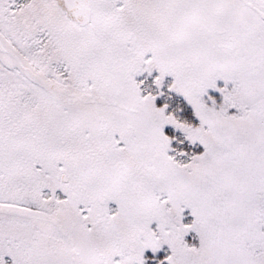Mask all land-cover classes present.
<instances>
[{
  "label": "snow or ice",
  "instance_id": "1",
  "mask_svg": "<svg viewBox=\"0 0 264 264\" xmlns=\"http://www.w3.org/2000/svg\"><path fill=\"white\" fill-rule=\"evenodd\" d=\"M0 264H264V0H0Z\"/></svg>",
  "mask_w": 264,
  "mask_h": 264
}]
</instances>
